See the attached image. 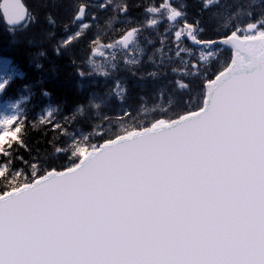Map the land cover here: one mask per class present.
<instances>
[{
	"label": "snow or ice",
	"instance_id": "6c2138e0",
	"mask_svg": "<svg viewBox=\"0 0 264 264\" xmlns=\"http://www.w3.org/2000/svg\"><path fill=\"white\" fill-rule=\"evenodd\" d=\"M209 5L223 11L205 38L200 15L190 22L173 0H52L42 25L22 0H0L10 33L36 25L81 81L112 82L104 92L89 83L63 123L50 108L31 125L51 127L43 155H33L20 101L0 105V264H264V0H202L198 13ZM110 6L109 27L122 26L109 34L97 10ZM185 41L195 62L181 55L193 51ZM101 47L112 52L103 66ZM17 74L0 63V96ZM129 78L166 93L167 106L122 108L68 132L86 109L129 99Z\"/></svg>",
	"mask_w": 264,
	"mask_h": 264
},
{
	"label": "trees",
	"instance_id": "16d2710c",
	"mask_svg": "<svg viewBox=\"0 0 264 264\" xmlns=\"http://www.w3.org/2000/svg\"><path fill=\"white\" fill-rule=\"evenodd\" d=\"M116 1H118V3L120 2V0ZM24 2L29 10L34 13L38 12V14L41 15V8H43L41 5H44L45 9V5L50 4L52 0H41L40 3L36 2V0H24ZM128 2L130 4H141L148 2V0H128ZM159 2L160 0H156L157 4ZM178 2H183L188 5L187 12L190 22L193 17L200 15L202 21H204L203 26L206 29L204 34L205 38L212 36V29L217 27L212 18V13L217 10L223 11V8L217 9L209 5V7L205 8L201 14L198 13L197 10L199 9L202 0H173V3ZM237 3L246 5L249 3V0H218V4L222 6L235 5ZM228 10L230 12H234L236 9L235 7H230ZM50 11H53L51 7L50 10L45 11V13ZM129 18L139 20L141 18V9H130ZM40 21L41 20L39 18V23L44 24V19L42 22ZM121 26L122 25H119V27ZM165 26L166 23L161 22L158 31L163 33ZM6 34H8V37L12 36L7 38L4 36ZM90 34H92V31L89 35ZM152 35L153 38H156L154 33ZM17 36L19 37L20 43L12 44L10 39L13 37L18 38ZM185 45L192 48L193 51L191 53H182L181 55L184 59L195 62V60L199 57V50H197L190 41H185ZM172 47L174 48V45ZM164 50H168V45L165 46ZM34 53L35 55L43 53V55L35 58L34 63H32L31 59L34 58ZM172 54L174 55V52ZM0 55H5L8 59H11L13 64H15V66L17 65L18 68V74L13 77L11 85L4 95L6 96L11 91L16 93L18 90L25 89L24 92L25 95L28 96V99L27 101L22 102L19 107L27 115L29 123L28 143L34 149L33 155H43L46 151H48V146L46 145L45 140L51 139L50 133L52 130L51 127L43 128L42 126H38L36 129L31 127L33 123L38 124V112L47 106L51 107V109H56V111L52 114L51 119L63 123V117L71 116L72 113L75 112L78 102L84 99L86 92L89 90L87 85H89L91 80L81 81L73 68L69 65L67 59L57 55L53 46L43 40V34L39 33L36 25L28 28L27 31L18 29L13 34L6 29L2 22H0ZM118 58L122 59V54L119 55ZM156 59H159V54H157ZM105 63L107 62L105 61ZM37 64L40 65L39 68L36 67ZM100 65L103 66L104 64ZM176 66H181L178 60L176 61ZM92 78H99L98 87L103 84L104 80H102L103 78L101 74H95ZM108 82L110 83L111 81ZM133 85L134 81L129 78L127 80L129 99L125 100L123 104H127L128 101H131V98L137 94L142 95L144 98L150 97L151 92H142L138 86L133 87ZM45 91L49 95H43V92ZM172 99L175 98L172 97ZM117 105L118 103L115 99H113L112 104L107 108L105 115H111L109 113H113L114 116V109ZM96 114L97 113L94 110L86 109L83 116H78L77 121L67 127L68 132L72 133L81 131L82 129L80 125H86L91 119H94L97 123L101 122L102 117ZM46 133L48 135H46ZM37 149L39 152L36 151Z\"/></svg>",
	"mask_w": 264,
	"mask_h": 264
},
{
	"label": "rangeland",
	"instance_id": "374dc122",
	"mask_svg": "<svg viewBox=\"0 0 264 264\" xmlns=\"http://www.w3.org/2000/svg\"><path fill=\"white\" fill-rule=\"evenodd\" d=\"M23 3L24 0H22ZM36 2L40 3L41 0H36ZM89 3H94V4H98L100 2H107V0H98L97 2H93L91 0H88ZM111 3L112 5H115L118 3V1L116 0H111ZM41 11H42V14H38V12H36L35 14L40 18V22H42V20L44 19V15H45V11L47 10H50V7H46L44 9V5H41ZM115 13L112 12V8L111 6L106 9V10H97V16H98V20H97V23H99L109 34L111 33V29L114 28V27H119L120 24H118V22H113L112 26L109 27L107 21L110 19V17L112 15H114ZM89 21H85V23H88ZM3 23V22H2ZM4 25V23H3ZM42 25V23H41ZM5 26V25H4ZM6 27V26H5ZM96 31L95 28L92 29V34H94ZM90 34V35H92ZM5 37L7 38H10L8 37V34L4 35ZM18 37V36H17ZM44 40V38H43ZM11 43H20V40H19V37L18 38H11L10 39ZM103 51V48H99L96 55H95V63L97 64H104L106 65L108 61H110L112 59V52L111 50H109L108 52H105L103 56L100 55V52ZM121 55V53H117V56ZM41 56L40 53L39 54H36L34 53V58L31 59L32 63H34L35 61V58ZM7 60L10 64L11 67L15 68L16 71L18 72V68H17V65L15 66V64H13V61L11 59H8L5 55H0V63H2L3 61ZM86 70H91L90 68H86ZM98 79L99 78H92L91 79V82L94 80L97 87H98ZM104 80V79H102ZM89 82V83H91ZM111 83L112 82H105V80L103 81V84L97 88L98 91L100 92H104L106 91L110 86H111ZM11 85V84H10ZM25 89H21V90H18L16 93H14L13 91L9 92L6 96L3 95V96H0V105H3V103L5 101H8V102H16L17 100L20 101V104L22 102H25L27 101L28 99V96L25 95ZM141 96L140 94H137L136 96L132 97L131 98V101H128L127 104H123V103H120V102H117L118 105L116 106V108L114 109V116H113V113H109L111 114V116L115 117L116 115H118L121 111L122 108H128V107H131L134 111H140V113L142 115H148V113H144L143 112V108H153L155 105L157 104H162L164 106H167L168 104V100L170 99V97L167 95V94H164V97L163 99L160 98V94L158 92H151L150 93V97H146L143 99H141ZM172 99V98H171ZM174 100V99H173ZM20 106V105H19ZM51 107L47 106L45 108H43L40 112H38L37 116L40 118L41 115H45L47 113V111L50 109ZM96 113L98 112V114L96 115H100L102 118L103 116L105 115V112H107V108H104L103 106L101 107V109L99 110H94Z\"/></svg>",
	"mask_w": 264,
	"mask_h": 264
},
{
	"label": "water",
	"instance_id": "95a60500",
	"mask_svg": "<svg viewBox=\"0 0 264 264\" xmlns=\"http://www.w3.org/2000/svg\"><path fill=\"white\" fill-rule=\"evenodd\" d=\"M91 1H93V2H97L98 0H91ZM5 25V24H4Z\"/></svg>",
	"mask_w": 264,
	"mask_h": 264
}]
</instances>
